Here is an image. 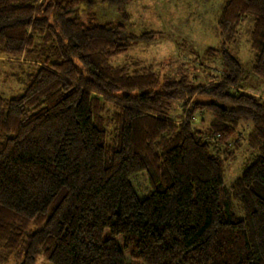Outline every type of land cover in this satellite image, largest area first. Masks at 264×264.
<instances>
[{"label":"trees","instance_id":"16d2710c","mask_svg":"<svg viewBox=\"0 0 264 264\" xmlns=\"http://www.w3.org/2000/svg\"><path fill=\"white\" fill-rule=\"evenodd\" d=\"M130 1L0 0V65L35 68L0 97V264H264V97L246 92H264V0H226L221 73L197 86L111 63L155 35L99 24ZM248 20L250 82L231 52Z\"/></svg>","mask_w":264,"mask_h":264},{"label":"rangeland","instance_id":"374dc122","mask_svg":"<svg viewBox=\"0 0 264 264\" xmlns=\"http://www.w3.org/2000/svg\"><path fill=\"white\" fill-rule=\"evenodd\" d=\"M99 3V0H95ZM226 0H131L123 8L99 5L95 8L101 25H124L130 35L139 37L154 32L148 41H128L126 55L115 57L111 63L123 66L131 61L140 60L152 66L159 74H168L174 79L186 77L193 85L208 83L221 73V61L217 54H207L208 49H219L217 21ZM128 14L125 20L123 14ZM250 19V18H249ZM251 21L239 29L232 54L240 61L245 73L253 78L251 69L254 56L249 49ZM35 72L34 67L16 64L0 65V97L11 98L20 95L27 85L26 77ZM253 81V80H252ZM246 92L263 96L260 90L248 89ZM181 115L177 110L173 115ZM183 115V114H182ZM206 117L204 123L207 121ZM200 116V114H199ZM199 118V117H198ZM196 118L197 127H201ZM242 149L233 161L225 164L223 181L226 187L240 175L246 156ZM141 191L146 186L143 179L136 180ZM237 216H240L237 213ZM35 264H49L38 257Z\"/></svg>","mask_w":264,"mask_h":264}]
</instances>
